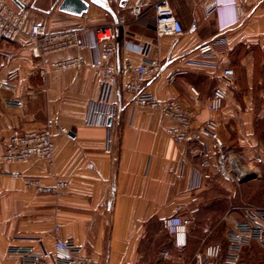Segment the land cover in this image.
<instances>
[{
  "label": "crops",
  "instance_id": "crops-1",
  "mask_svg": "<svg viewBox=\"0 0 264 264\" xmlns=\"http://www.w3.org/2000/svg\"><path fill=\"white\" fill-rule=\"evenodd\" d=\"M17 1L28 11L23 32L15 41L0 42L1 50L13 54L9 63L0 62V79L18 72L12 88H0V264H19L11 249L34 237H40L47 249L54 238L72 240L98 264H196L194 254L205 244L202 233L212 218L208 212L218 208L214 202L218 198L233 196V186L214 169L211 141L207 145L211 166L202 168L196 146L175 143L166 133L173 124L170 119L132 102L122 89L127 78L118 80L119 108L107 126L86 123L89 105L99 96L100 68L91 31L122 18L124 24L116 29V64L153 59L164 73L186 69L172 80L164 74L149 77L144 86L160 100L178 101L193 128L215 120L225 149L236 152L245 164H262L264 0H247L243 18L235 24L234 5L241 0H218L219 7L210 14L204 12V0H169L183 33L160 37L155 34L153 11L139 18L130 14L136 4L147 8L159 0H107L109 10L90 4L80 17L58 11L61 0ZM33 23L52 31L78 30L86 48L61 51L49 59L81 57V66L41 78V61L25 44ZM207 42L214 43L213 52L200 56L197 48ZM141 46H146L143 54ZM227 68L233 71L231 79L222 75ZM216 86L223 87L227 97L220 109L211 110L207 102ZM16 99L22 102L20 107L12 103ZM47 122L54 125L51 163L2 162L13 131L38 130ZM62 127L67 134L59 132ZM14 172L44 183L62 179L67 188L60 196L39 194L13 178ZM205 173L211 178L201 180ZM176 214L191 219L180 258L164 228L165 219ZM232 215L228 207L222 217ZM162 250L169 255L162 256Z\"/></svg>",
  "mask_w": 264,
  "mask_h": 264
},
{
  "label": "built area",
  "instance_id": "built-area-1",
  "mask_svg": "<svg viewBox=\"0 0 264 264\" xmlns=\"http://www.w3.org/2000/svg\"><path fill=\"white\" fill-rule=\"evenodd\" d=\"M247 0H241L234 5V24L243 18V4ZM219 7L218 0H204L203 9L205 14L215 12ZM148 10L153 11L156 36L173 35L179 36L183 28L176 17L169 0H159L144 7L142 4L134 5L130 14L134 18L141 17ZM28 16L25 9H17L10 0H0V42L15 41L23 32V27ZM124 20L118 18L115 22L96 27L91 31L93 47L97 50V64L100 68L98 78L99 96L93 100L87 112L86 123L88 125L107 126L108 119L112 120L119 108L116 98V90L119 78H127L122 83L124 92L131 96L132 102L139 107L156 110L162 117L170 119L173 124L166 128V133L175 143H186L196 146L200 153L199 166L209 168L211 162L208 157L207 145L211 141L216 152L214 169L223 179L238 183L248 175H252L250 167L242 162L236 152L224 148L220 139L218 123L213 119L206 120L202 125L193 128L187 113L175 99L160 100L148 92L144 86L145 79L164 74L172 80L177 75L186 73L182 68L175 71L163 72L161 64L157 60H144L138 65L129 62L116 64L117 32L119 25ZM26 46L31 55L41 61L42 67L39 75L44 78L48 72L64 71L71 68H78L82 64L81 57H65L50 60L49 57L55 53L68 49L83 50L85 43L80 39V32L76 29H65L52 31L44 24L33 23L30 25ZM214 43L207 42L198 46L200 56L213 52ZM143 54L146 46H141ZM13 59L9 50L0 49V62L5 64ZM186 64H201L194 61H186ZM222 75L231 79L233 71L229 68L222 71ZM18 78V72H8L3 79H0V88L10 89L13 82ZM196 94L194 89H191ZM227 97L223 87L216 86L212 89L207 102V108L218 110L222 107ZM17 107L22 105L18 99L12 101ZM61 134H67L65 128H59ZM54 125L47 122L43 128L38 130L18 131L11 133L8 143L1 155L2 162L6 164H27L31 161H45L51 163L54 148ZM110 139L106 140V152L109 150ZM15 179H19L25 188L33 189L36 193L60 196L65 193L67 182L62 179H53L50 183L38 177L25 175L20 172L11 173ZM211 176L208 173L202 174L200 179L207 180ZM191 226L189 217L176 214L164 221V228L172 238L175 255L180 258L187 245V236ZM55 232L58 228L55 227ZM224 245L212 243L204 246L194 254L196 264H244L243 252L252 244L262 248L264 252V208H244L239 217L234 218L226 229ZM11 252L18 257L19 264H98L83 247L72 240L54 238L52 247H44L40 237H34L30 243L15 246ZM162 256H168V250L161 251Z\"/></svg>",
  "mask_w": 264,
  "mask_h": 264
},
{
  "label": "rangeland",
  "instance_id": "rangeland-1",
  "mask_svg": "<svg viewBox=\"0 0 264 264\" xmlns=\"http://www.w3.org/2000/svg\"><path fill=\"white\" fill-rule=\"evenodd\" d=\"M247 165L252 170L251 179L242 183H233L225 180L233 186V196L228 199L221 197L214 201L218 208L212 211V213L208 212L212 218L211 222H209L210 226L208 223L205 227L207 231H203L202 233L205 239L203 247L212 243L224 245V235L232 216L240 214L244 208H264V163H251ZM228 207L233 215L223 218L224 210ZM214 216L217 217V221L215 222L212 221ZM243 261L244 264H264V252L262 248L256 244L250 245L243 253Z\"/></svg>",
  "mask_w": 264,
  "mask_h": 264
},
{
  "label": "water",
  "instance_id": "water-1",
  "mask_svg": "<svg viewBox=\"0 0 264 264\" xmlns=\"http://www.w3.org/2000/svg\"><path fill=\"white\" fill-rule=\"evenodd\" d=\"M10 1L18 8L23 9L22 5L19 4L17 0ZM90 4H94L101 8L109 10L107 0H61L57 6V9L60 12L80 17L88 11ZM251 178L252 175H248L245 179L241 180L240 183L245 182Z\"/></svg>",
  "mask_w": 264,
  "mask_h": 264
}]
</instances>
